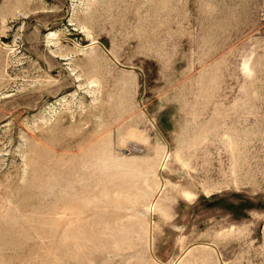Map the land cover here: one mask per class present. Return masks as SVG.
<instances>
[{
    "label": "rangeland",
    "instance_id": "obj_1",
    "mask_svg": "<svg viewBox=\"0 0 264 264\" xmlns=\"http://www.w3.org/2000/svg\"><path fill=\"white\" fill-rule=\"evenodd\" d=\"M0 264H264V0H0Z\"/></svg>",
    "mask_w": 264,
    "mask_h": 264
}]
</instances>
